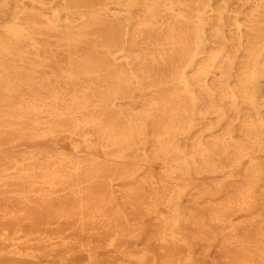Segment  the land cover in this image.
<instances>
[{
	"label": "bare ground",
	"instance_id": "1",
	"mask_svg": "<svg viewBox=\"0 0 264 264\" xmlns=\"http://www.w3.org/2000/svg\"><path fill=\"white\" fill-rule=\"evenodd\" d=\"M95 1L49 0L42 17L77 34L48 56L60 72L0 39V264H264V0H161L165 17L156 0H105L97 13ZM102 13L120 30L93 32ZM7 29L36 42L20 23ZM92 38L105 67L81 49ZM60 133L191 178L35 146ZM227 171L241 172L215 189L204 180Z\"/></svg>",
	"mask_w": 264,
	"mask_h": 264
},
{
	"label": "rangeland",
	"instance_id": "2",
	"mask_svg": "<svg viewBox=\"0 0 264 264\" xmlns=\"http://www.w3.org/2000/svg\"><path fill=\"white\" fill-rule=\"evenodd\" d=\"M14 1L21 2L25 4L28 8L25 10H12L9 5H11ZM46 2V0H43ZM105 0H96L94 2L95 7L94 10L95 13H97V10L99 8V4L102 3ZM200 2L204 3L206 0H199ZM156 12L158 15L165 17L166 12L165 9L162 7V1L156 0ZM53 6V3L47 1L45 8H40L36 5L31 4V0H0V39L10 42L11 43V51L16 56L18 54V58L16 60H20L22 57L23 51H38L41 53L45 63H48V65L51 66L52 69L60 72V68L57 67L55 59L49 58V54L51 51L55 49V47H66V44L64 42H61L58 40V37L61 36V34L64 35H73L77 36L75 29L71 27L62 26L59 24H53L50 20L43 18V14L50 15L49 8ZM191 11H195L197 9V6L195 4H192V6L189 7ZM96 19L100 22L99 25L94 26L95 30L97 32L105 31V29H114L119 31L121 28V18H113L111 16H104L103 13L100 15L95 16ZM9 22H17L20 23L22 26L28 28L32 35L35 37L36 42H28V41H22V40H16L11 32L7 29V24ZM212 27L217 30L220 34V40H222V31L224 29V26L222 22H218L217 20L212 21ZM192 27V25H190ZM223 41V40H222ZM92 38V48L90 46H85L81 48L84 52H91L92 50V58H95L100 61L101 65H107L109 64V60L105 58L103 54V50L100 49L98 46V43L95 42ZM2 43L0 42V48L2 47ZM226 42H222L221 47L226 48L227 47ZM23 59V58H22ZM26 60V58L24 59ZM26 61H30L29 59ZM62 62L65 63V60L63 59ZM119 67V65H117ZM117 68V67H116ZM100 77L105 78L106 75L102 72L99 74ZM124 90H129L133 92L134 95H138V90L129 84L121 83ZM3 87V86H2ZM37 89V88H36ZM17 99H20V97H17ZM139 102L135 103L136 108L139 107ZM228 115L231 116L232 112H228ZM262 133L264 134V128L262 129ZM140 136H134V140H140ZM32 146V144H30ZM36 147L41 148H47L50 150H54L55 148H58L60 150H63L67 153H93L95 155L99 156H110V157H117L120 156L116 153L110 154L105 152L102 148L99 146H93L89 145L86 142H84L81 138L71 139L67 134L60 133L56 136H47L45 139H40L36 142ZM7 149L0 150V155L6 153ZM124 160H126L129 163H140L145 165L148 169H150L155 177H166L171 182H173V178H185L189 179L190 176L183 175V172L179 167L173 171L171 168L172 165L165 164L159 161H152L147 160L140 156L137 153H128L126 155L120 156ZM257 161L264 160V153L261 155L254 156ZM246 165L249 164V160L246 161ZM150 167V168H149ZM241 172V171H240ZM239 171H227L224 174H221L217 177H205V181L208 182L213 189H215L214 184L212 183V180L215 181H231L233 178L236 177V175L240 174ZM153 222L152 218L149 217L147 219V224H150ZM264 210L261 211V217L260 219L256 218L254 222V228L259 233L264 234ZM104 254H108V251H102ZM85 258H81L80 261H84Z\"/></svg>",
	"mask_w": 264,
	"mask_h": 264
}]
</instances>
